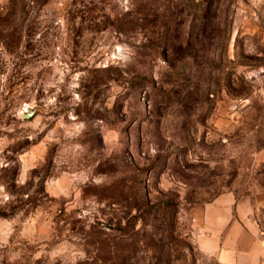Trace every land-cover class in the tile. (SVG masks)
I'll list each match as a JSON object with an SVG mask.
<instances>
[{"label":"rangeland","instance_id":"obj_1","mask_svg":"<svg viewBox=\"0 0 264 264\" xmlns=\"http://www.w3.org/2000/svg\"><path fill=\"white\" fill-rule=\"evenodd\" d=\"M224 193L264 226V0H0V264H214Z\"/></svg>","mask_w":264,"mask_h":264},{"label":"crops","instance_id":"obj_2","mask_svg":"<svg viewBox=\"0 0 264 264\" xmlns=\"http://www.w3.org/2000/svg\"><path fill=\"white\" fill-rule=\"evenodd\" d=\"M255 200L224 193L202 206L195 242L214 264H264V226Z\"/></svg>","mask_w":264,"mask_h":264},{"label":"water","instance_id":"obj_3","mask_svg":"<svg viewBox=\"0 0 264 264\" xmlns=\"http://www.w3.org/2000/svg\"><path fill=\"white\" fill-rule=\"evenodd\" d=\"M27 115H29V113Z\"/></svg>","mask_w":264,"mask_h":264}]
</instances>
